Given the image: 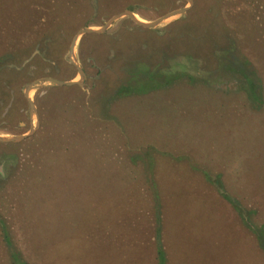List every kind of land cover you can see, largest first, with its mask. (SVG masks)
Segmentation results:
<instances>
[{
    "label": "rangeland",
    "instance_id": "rangeland-1",
    "mask_svg": "<svg viewBox=\"0 0 264 264\" xmlns=\"http://www.w3.org/2000/svg\"><path fill=\"white\" fill-rule=\"evenodd\" d=\"M184 7V0H0V54L11 42L30 44L48 22L61 21L66 31L78 22L66 47H56L66 39L64 30L40 35L22 63L40 56L42 66L29 65L28 77L78 81L76 70L71 80L63 77L79 29L99 28L124 10L150 22ZM73 8L77 16L69 17L66 11ZM28 14L32 27L19 31L30 23ZM101 35L98 43L85 39L84 53V36L75 48L86 76L78 86L82 94L47 84L32 91L39 129L18 144H0V264H10L12 255L17 264H156L158 204L166 264H264L254 237L202 175L221 174V191L229 199L264 207V108L251 112L235 94L236 79L215 65V51L236 38L243 46L237 53L264 83V0H193L185 15L153 29L124 17ZM182 52H192L190 70L210 82L200 88L212 91L203 93V107L193 110V92L176 86L139 98L134 94L122 107L116 103L123 67L168 64L167 57L181 58ZM19 65V59L8 63ZM30 82L0 84V135L28 132L23 89ZM168 92L177 98L169 100ZM209 118L219 127L210 133L205 127L201 133L207 140L193 148L190 134L199 133L198 120ZM174 132L183 133L179 139L188 145L171 148Z\"/></svg>",
    "mask_w": 264,
    "mask_h": 264
},
{
    "label": "trees",
    "instance_id": "trees-1",
    "mask_svg": "<svg viewBox=\"0 0 264 264\" xmlns=\"http://www.w3.org/2000/svg\"><path fill=\"white\" fill-rule=\"evenodd\" d=\"M128 9L134 12V9L131 8V6H128ZM66 12H68L67 14L69 17H76L77 16L76 13H78L77 9L74 8L73 10H67ZM210 14H211L210 16L212 17L214 14L213 9L210 11ZM28 16H30V14H28ZM58 16H62V15L59 14ZM31 19H33V16L29 17L30 23L20 26L18 30L19 31L21 30L23 32L29 30L32 27ZM73 21H75V19ZM50 23L51 22H48L47 24L48 27H46L45 30L38 29L36 31L37 36L36 38L33 39L34 41L40 35L47 34L49 36L50 34L51 35L56 34L55 36H57V34L61 32V30H64L66 39L61 40V42L57 44L56 47L59 45L66 47V45L69 44L72 33H74V31L78 28V26H80V24H78L77 22L75 25H73V27H69L71 28L70 30L66 31V26H65L66 24H63L61 21L56 22L55 24L52 25H50ZM2 26H6L4 31H8L7 25H2ZM102 37H103L102 35H95V34L85 35L80 40V50L83 49L82 53H84L83 42L85 41V39H90L91 41L93 40V43H98L97 40L101 39ZM32 41L30 42V44H26V45H22L19 40L11 42L8 44L7 47L8 49L4 53L0 54V84L3 85L8 84L9 86H13L16 81L17 83H21V82L27 83L40 77L39 74H36L34 77H28L27 74L29 65L35 64L37 65V67L42 66L41 63L42 60L40 56H35L34 59L29 61L27 64L22 65V63L28 58L30 51L33 49L32 45L34 41L33 42ZM55 43L56 42H54L53 44ZM123 44L124 41L121 44H118V46H123ZM235 46L237 47L235 48ZM238 47L241 48L243 46L242 43H240V40L236 41L235 38V42L232 43L229 46V48L224 47L218 51H215V54L221 57V58L219 57V59H216L217 56L215 57V65L218 70L222 71L224 69L225 73L231 74V76H233L236 79V83H237L236 91H235L236 96L241 95L243 99L246 100V103L248 104L246 106H249L248 108H250V111L257 114L258 112L262 111L264 108V83L261 80V77H259L256 69L248 61V59L241 56L240 52L237 53ZM182 54L183 55L181 56V58H176L174 55L171 57H167L166 59L169 61L168 64L161 65L160 61L151 64L150 63L145 64L144 62H139L136 64L132 63V65L130 66L123 67L120 71H122V73L124 74L125 80L118 86L114 94V96L117 98L116 103H119V106L122 107L121 105L129 101L127 99L131 98V96L134 94L136 95L135 97L139 98V97H144L148 93L154 91H159V90L166 91L169 88H175L174 86H176L177 88H185L193 92L192 104H191L193 110H196V107H200V108L203 107V105L206 103L203 93L208 92L212 94V91L210 89H207V91H204L203 89V91H201L200 88H205L204 87L205 84L209 85L210 82H206V80H204L202 76L200 77L199 74H197L196 72H192L190 70V68L192 69L193 66L192 63L195 62L193 56L191 55L192 52L191 54H185V52H182ZM18 59L20 60L19 69H16L13 66L10 68L8 67V63L10 61L16 62V60ZM243 60H247L250 64L248 63V66L244 65ZM57 61L59 62V65H61L62 56L58 57ZM65 63H66V67H65L66 75L63 78L67 80H71L75 76V69L71 64L67 63L66 61ZM263 64H264V60H263ZM40 71L41 68L39 69V72ZM139 84H145L146 88L141 87ZM137 85H139L140 87L138 88ZM190 85L195 87L191 89ZM60 88H61L60 90H66V91L77 90L79 93L82 94L81 92L82 90L78 86L60 87ZM2 89L3 91H5L6 87L3 86ZM130 89H134V91H132V93H129L128 91ZM188 91L185 94L186 98H187V94H190L188 93ZM176 95H178V93L171 95L168 92V96H170L168 99L172 100L174 98H177ZM78 97L82 98V95L78 94ZM195 97L197 98L194 99ZM121 99L122 101H120ZM25 101L26 100L24 98V103ZM200 101H202L201 104L195 105L196 102L198 103ZM207 101L209 102L211 101V99H207ZM214 107L215 106H213L212 109H215ZM217 110L222 112L221 106H219ZM205 127H208L207 133H210L214 130V127L217 128L219 127V125H217L215 123V120H213L212 118L198 120L197 128L199 130V133L194 131L189 136V142L192 144L193 148L194 146H196L197 148L200 147L205 142V140H207L204 138V135L201 133ZM173 134H174V137L172 138L173 140L170 141V145L172 146L171 148H174L176 146L184 147V144L188 145L186 144L184 139H179V137L183 133L179 134L174 132ZM179 158L180 157H178L177 159ZM202 175L206 182H208L209 184L211 183V185L215 188V190L218 192L221 198L224 199L226 202H228V205L231 207L232 211H234L239 216L241 225L254 237L259 250L264 256V222L260 223L259 221H257V217H259L258 211L260 212L259 214L261 215V217L264 218V213H263L264 207H262L260 203L254 202L253 200H247L246 203L248 202L251 203L250 206H247L245 203L241 204L242 202H240L239 200L229 199L228 195H226L221 191L223 189V185H221L220 183L222 182L221 174L212 175L206 172H202ZM156 196L157 195L155 194V200L157 201ZM157 208L158 209L155 210V216H154V225H155L154 236H155V255H156L155 261L156 264H166V254L161 245V227H160L161 217H160L159 204ZM1 233L3 239L8 240L6 232L3 230V232ZM11 258L12 260L10 264H17V262L14 261L16 257L12 255Z\"/></svg>",
    "mask_w": 264,
    "mask_h": 264
},
{
    "label": "water",
    "instance_id": "water-1",
    "mask_svg": "<svg viewBox=\"0 0 264 264\" xmlns=\"http://www.w3.org/2000/svg\"><path fill=\"white\" fill-rule=\"evenodd\" d=\"M184 1L187 2L188 7L172 10L150 22H143L131 11L124 10L122 13L113 15L111 18H109L106 21L105 24L101 25L99 28L93 29L91 27H83L79 29L77 33L73 36L70 42V45H69V49H68V60L70 64L76 70V76L78 77V81H75V80L61 81V80H56V79H51V78H39V79H36L28 83L23 89V96L27 102L28 113L31 119V126L28 132L25 134H21L17 136L0 135V144H9V143L18 144L28 139L29 137L33 136L34 133L39 129V117H38L37 109L33 101L30 98V93L32 91L39 89V88H44L45 84H47V86L58 87V88L72 87V86L82 87L84 85L86 76H85L83 69L78 64L76 56H75V48L78 43V40L81 37L85 35H90V34L101 35L108 28H110L115 22H117L118 20L124 17L130 19L133 23H135L137 26L141 28L153 29L171 18H178V17L185 15L187 11L193 6V0H184Z\"/></svg>",
    "mask_w": 264,
    "mask_h": 264
}]
</instances>
